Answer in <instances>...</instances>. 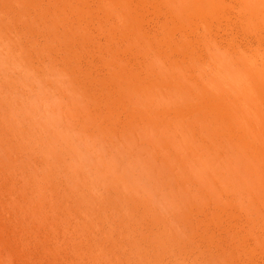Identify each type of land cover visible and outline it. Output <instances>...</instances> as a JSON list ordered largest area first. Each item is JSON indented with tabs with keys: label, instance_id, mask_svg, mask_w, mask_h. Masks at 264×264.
Wrapping results in <instances>:
<instances>
[{
	"label": "bare ground",
	"instance_id": "6f19581e",
	"mask_svg": "<svg viewBox=\"0 0 264 264\" xmlns=\"http://www.w3.org/2000/svg\"><path fill=\"white\" fill-rule=\"evenodd\" d=\"M161 1L169 18L147 32L135 0H0V264L254 253L199 210L264 225V52L221 45L213 22L200 34L192 17L215 3L184 21Z\"/></svg>",
	"mask_w": 264,
	"mask_h": 264
},
{
	"label": "rangeland",
	"instance_id": "374dc122",
	"mask_svg": "<svg viewBox=\"0 0 264 264\" xmlns=\"http://www.w3.org/2000/svg\"><path fill=\"white\" fill-rule=\"evenodd\" d=\"M176 1L177 0H173L172 1V2H175V3H173V5L178 2V4H176V6H178L177 7V9H178L177 11L180 14L179 16L180 17H183V19L185 18V14H188V13L189 14H192V13L193 14H196V12L198 10H207V9H209L212 6V4H214V3L217 4L218 7L221 10L219 12H217V14L213 10L210 11V12H208V13H206L208 15L207 18L209 19L207 22H201V21H203V20H201L202 18L200 19V21H198L199 19L197 20L196 15L192 17L193 18L192 20H194L193 22L195 23V25L197 27L196 30L201 34V33H204V28L208 29V28L212 27L214 24H216V26H213L212 27L213 29L211 28V30H212L211 31V34H213L212 36H215V38L217 37L216 39L219 41L220 44L223 43V42H226L227 39H228V40H232L234 42L233 44H234V46H235L236 49H239V50H242V51H246L247 53L254 51V49L257 48V46H258V49H260L261 51L264 52V0H178L177 2ZM162 2L163 1H161V0H149L148 2H146V3L143 4L142 3V0H135V5H136L135 6V10H136V12H135L136 13L135 14V18L137 16L138 18L142 19L143 22L141 21V26H142V24H145L142 27L146 26V27H144L145 29L141 27L143 29V31L145 30L147 32H155L156 29L159 27V23H157V22H160L161 20L163 22L165 20V22H166V20H168L169 15L167 16L168 13H167V9H166V7H168V6H167V4H164ZM140 4H141V6H140ZM176 6H174V8H176ZM138 9H139V11H138ZM163 9H165L166 12L165 11H162ZM157 10H159V11H157ZM222 10H224L223 12L226 11L224 13V15H226V13H227V16L222 15L223 14L221 12ZM162 12H163V16L165 14V16H167L168 18L166 17V19H165L162 16V18H164V20H163L161 17H159L160 16L159 14H162ZM155 13H157V14H155ZM182 14L184 16H182ZM220 15H222V19H221V16ZM214 17H219V18L218 19L215 18L217 20H214ZM145 18H146V21H144ZM180 19H182V18H180ZM188 19H191V18H188ZM195 19L198 22L197 21L195 22ZM158 20H160V21H158ZM185 20L186 19H184V21ZM95 22H96V20L94 21V23ZM161 22H160V24H161ZM163 22H162V24H163ZM217 22L220 23V26H219V24ZM156 23L158 25H156ZM211 23H212V25H210ZM217 24H218L219 27L217 26ZM221 24H223V25H221ZM201 25H202V27H201ZM216 27H218L219 29H217ZM221 27L223 28V30H222ZM150 29H152V30L155 29V30L154 31H152V30L150 31ZM201 29H202L203 32H200ZM94 30L95 29H93L91 33H95ZM208 30L210 32V29H208ZM216 31H217L218 34L216 33ZM180 32L181 31L177 32L175 34V36L178 37ZM95 34L101 35L100 37L98 35H96L95 38L99 37V38L102 39V37L104 36L103 34H100L99 31H96ZM95 34H91V35L94 37ZM214 34H216V35H214ZM253 35H254V37H253ZM255 35L256 36H259L260 38L259 37L256 38ZM218 36L220 38H218ZM231 38H233V39H231ZM262 42H263V44H262ZM224 44H221V45H224ZM259 45H260V47H259ZM261 46H262V48H261ZM123 49L124 48H122V49H120V51H118L119 52L118 53V58L120 59V57H121L123 60H125V59H128L129 60L130 59L129 60L130 62H131V60L133 61V56L131 55L132 53L129 50H126V49L123 50ZM199 49L200 48H198V50ZM126 51H127V53H126ZM128 52L131 53V54H128ZM125 55L128 56V57H126ZM124 56H125V58H123ZM119 59H117V57H116V60L117 61H119ZM134 62L135 61H133L132 63H134ZM135 67H137V64L136 63H135ZM140 70L141 69H139V67L137 69H135V71H139L138 74H140V77H141V74H142V76H145L146 77V73L144 71L142 73V70H141V72H140ZM141 78H143V77H141ZM53 118L55 119V121H57V120L60 121L58 115H56V114L53 115ZM87 160H88V158H87ZM90 160L92 162V159L91 158H90ZM233 207L236 209V211H235V209ZM233 207H232L233 209H228L227 211H224V212L221 211V213L220 212H217V219L219 221H217L216 218L213 219L211 217V215L208 216L207 214H204L200 210H199V216H200V219L201 218L203 219V222L205 224L203 222L202 223L204 225H207L209 227L211 226V228H213L214 231L216 230L215 231L216 234L218 233V231L220 232L224 228L230 227L235 233H240L239 234L240 236H242V237L244 236L243 237L244 239L242 238L243 239V243H241L242 245H240V248L241 249L244 248V247H241V246H245L246 248L248 247L249 249H251V252L254 251V253H253L254 255L253 254L252 255H249L250 253H248V255L247 254L246 255L249 256L248 257L249 259L248 260H243L247 256L245 254H242V256H243L242 257L239 254L240 256L238 255L237 258H236V260H235V262L237 261V264H238V262H239V264H240V262H242L243 264L244 263L245 264H264V229H263L264 228V225L263 224H257L256 222H253V221L248 220V217H247L248 215H247V212H246V210L244 208L239 207V206H233ZM230 210H233L235 212H233V211L230 212ZM241 212H242V214H241ZM201 215L202 216L205 215L204 216L205 218H203ZM235 215H236V217H235ZM207 216H208V218H207ZM240 216H241V218H240ZM210 217L213 219L212 221H210V219H211ZM225 217H227V218H225ZM232 217H233L234 222L232 220ZM234 218H236L237 220L234 219ZM239 218H240V220H239ZM209 221L212 222V223L210 224ZM218 222H219V225L216 224ZM223 222L225 223L224 225H223ZM212 224L213 225L215 224V225L212 227ZM216 225H218L217 226L218 228L216 227ZM255 225H256V227H255ZM234 227H236L237 230ZM248 227H249V229H248ZM250 228L252 229L251 231H249ZM254 228H258L259 230L258 229H254ZM238 231H240V232H238ZM253 232H254V234H253ZM253 235H254V237H253ZM257 236H258V238H257ZM259 237H260V239H259ZM233 238L236 241V237H233ZM254 239H255V241H253ZM244 240L248 243V245L246 243H245V245H243L244 242H245ZM262 241H263V243H262ZM59 255L60 254H58L57 256H59ZM62 256L63 255H61V257ZM253 256L255 258H253ZM252 259L254 261H252ZM249 260L252 261V263H250ZM247 261H249V262H247Z\"/></svg>",
	"mask_w": 264,
	"mask_h": 264
}]
</instances>
